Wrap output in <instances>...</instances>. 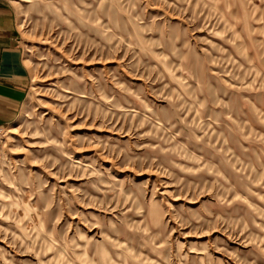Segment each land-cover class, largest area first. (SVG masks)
Wrapping results in <instances>:
<instances>
[{
    "label": "rangeland",
    "instance_id": "374dc122",
    "mask_svg": "<svg viewBox=\"0 0 264 264\" xmlns=\"http://www.w3.org/2000/svg\"><path fill=\"white\" fill-rule=\"evenodd\" d=\"M5 1L0 264H264V0Z\"/></svg>",
    "mask_w": 264,
    "mask_h": 264
},
{
    "label": "crops",
    "instance_id": "0c3cea01",
    "mask_svg": "<svg viewBox=\"0 0 264 264\" xmlns=\"http://www.w3.org/2000/svg\"><path fill=\"white\" fill-rule=\"evenodd\" d=\"M17 18L13 8L0 0V125L18 114L29 83Z\"/></svg>",
    "mask_w": 264,
    "mask_h": 264
},
{
    "label": "bare ground",
    "instance_id": "6f19581e",
    "mask_svg": "<svg viewBox=\"0 0 264 264\" xmlns=\"http://www.w3.org/2000/svg\"><path fill=\"white\" fill-rule=\"evenodd\" d=\"M14 2H17L16 0H14Z\"/></svg>",
    "mask_w": 264,
    "mask_h": 264
}]
</instances>
